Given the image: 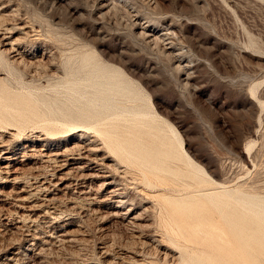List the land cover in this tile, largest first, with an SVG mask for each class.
<instances>
[{
    "label": "rangeland",
    "instance_id": "obj_1",
    "mask_svg": "<svg viewBox=\"0 0 264 264\" xmlns=\"http://www.w3.org/2000/svg\"><path fill=\"white\" fill-rule=\"evenodd\" d=\"M79 141L126 204L37 154ZM0 144L36 153L0 172V264H184L264 201V0H0Z\"/></svg>",
    "mask_w": 264,
    "mask_h": 264
},
{
    "label": "bare ground",
    "instance_id": "obj_2",
    "mask_svg": "<svg viewBox=\"0 0 264 264\" xmlns=\"http://www.w3.org/2000/svg\"><path fill=\"white\" fill-rule=\"evenodd\" d=\"M86 143L87 142L79 141L74 145V147L71 146V148L64 149V150L61 149V150H56V151H50V150L48 151L46 149L47 151L45 152L43 151L45 149H41V150L38 149L40 151H38L37 154L39 153L38 155H40L41 158L47 159L48 162H54L55 167H61L62 169L67 168L70 165L72 166L74 164H77L78 166V163L81 164L80 163L81 160L85 159L84 164H82L81 166L79 165L80 167L78 166L77 169L79 168L82 171H85V170L95 171V173H92L93 177L95 176L104 177L105 181L103 183L104 184L103 187L104 186L106 187L105 190H107V194L109 198L113 199L115 197H120V199H118L119 200L118 202L126 204L127 200L123 198L124 196H119L120 193L118 192V190L120 188L114 185L116 181L113 177L115 176H112L109 173L112 167L111 163H109L108 161L109 158L106 156L98 157V154L95 153L96 149L94 147L92 148L91 146H87ZM35 154L36 153L31 154L30 150H25L23 152L21 151L18 152L16 150L15 151L9 150L5 148V145L0 144V172H4L5 174V172L11 173L13 169L17 171L18 169L17 166H20V164H23V162L30 159L32 156L35 157L36 156ZM188 162H189V165H191L195 169V173L196 172L206 173L205 170L201 168L200 166H198L197 164H195L191 160V158L190 159L188 158ZM93 164H96V165L93 166ZM82 176L84 175L82 174ZM43 182L45 183V180ZM58 183L59 182H57L56 184ZM69 185L66 184L63 188L70 189L69 187H72V185L71 184ZM39 187L40 189L38 188V190H41V191L42 190L49 191L51 189L49 188V186H44V185L43 186L41 185ZM68 189H64V190L67 191ZM230 196L231 194L229 192H226L225 194H210L209 201L212 203H215L216 206H218L220 205V203H224V202L227 203V198ZM197 197H198L197 195H191L185 198H181L178 201H180L181 204H185L187 201L196 200ZM165 198L170 203L172 202L177 203L174 198H171V197H165ZM240 201H241L240 204L247 210V212H249L250 215L243 216L238 211V209H236L234 216H232L231 218H226L223 225L209 224L205 228L198 227V229H196V233H197L196 237L194 238V240H192L193 245L190 244L191 250H189L188 256L185 258L183 262L184 264H260V261H261V260L259 261L260 251L264 249V201L256 202V200L252 196L243 197ZM121 203H118V207H120ZM131 211H132V208L128 207L125 213H122L123 211L120 213L126 216L129 213L131 215L132 214ZM114 214L117 216L119 215L117 211L114 212ZM54 215H56L55 217L53 216L54 219L58 220L59 215H57V213H55ZM130 215L129 217H127L129 218V222L133 224V226L134 225L136 226V224H138L137 221L139 220L138 215L133 214L132 217ZM23 216L20 218L23 219ZM173 228L176 229L177 231V233L174 231L176 235L186 238L187 232L181 225L174 222ZM201 232H202V235H200Z\"/></svg>",
    "mask_w": 264,
    "mask_h": 264
}]
</instances>
